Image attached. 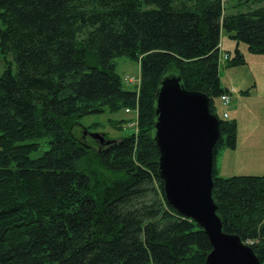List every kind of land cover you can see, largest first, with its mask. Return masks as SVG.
I'll return each instance as SVG.
<instances>
[{"label": "trees", "instance_id": "1", "mask_svg": "<svg viewBox=\"0 0 264 264\" xmlns=\"http://www.w3.org/2000/svg\"><path fill=\"white\" fill-rule=\"evenodd\" d=\"M222 31L264 55V0L227 13L223 0H0V264H204L206 234L168 205L159 175L155 95L170 76L207 97L220 133L216 214L264 264V175L215 170L219 151L236 148V124L214 104L229 92ZM120 57L140 62L138 90L124 87ZM130 108L137 132L108 145L84 135L96 125L75 131ZM39 141L47 149L32 158Z\"/></svg>", "mask_w": 264, "mask_h": 264}, {"label": "water", "instance_id": "2", "mask_svg": "<svg viewBox=\"0 0 264 264\" xmlns=\"http://www.w3.org/2000/svg\"><path fill=\"white\" fill-rule=\"evenodd\" d=\"M154 142L159 151V175L169 206L194 221L211 245L204 264H260L240 238L223 232L212 198L213 148L218 119L199 92L186 91L180 78H164L155 95ZM101 146L110 141L91 135Z\"/></svg>", "mask_w": 264, "mask_h": 264}, {"label": "rangeland", "instance_id": "3", "mask_svg": "<svg viewBox=\"0 0 264 264\" xmlns=\"http://www.w3.org/2000/svg\"><path fill=\"white\" fill-rule=\"evenodd\" d=\"M237 0H223L224 12H232ZM219 81L222 88L229 92L222 96L228 98L223 105L219 99L214 104L219 117L227 114V120L236 124V148L221 150L215 159L217 176L230 178L234 176H262L264 175V55H253L243 43L237 44L229 39V35L222 31L220 35ZM238 50L243 57L242 65L229 67L227 58L232 60ZM7 60H11L8 58ZM6 60L0 58V75L5 69ZM116 72L124 87L138 90L140 86V62L127 57L114 60ZM138 110L124 109L117 113L104 111L102 114L88 116L79 121V129L96 125L94 129L86 130L90 140H97L91 135L98 134L106 141H115L137 132ZM82 128V129H81ZM88 133V134H87ZM89 140V141H90ZM40 148L32 154V158L39 157L47 146L39 141ZM100 145V144H99ZM101 146V145H100Z\"/></svg>", "mask_w": 264, "mask_h": 264}, {"label": "built area", "instance_id": "4", "mask_svg": "<svg viewBox=\"0 0 264 264\" xmlns=\"http://www.w3.org/2000/svg\"><path fill=\"white\" fill-rule=\"evenodd\" d=\"M226 58H228V56L227 57L225 56V60H226ZM220 101L223 103V105H226L228 103V98L226 96H222L220 98ZM223 118L226 119L227 118V114H225L223 116Z\"/></svg>", "mask_w": 264, "mask_h": 264}]
</instances>
